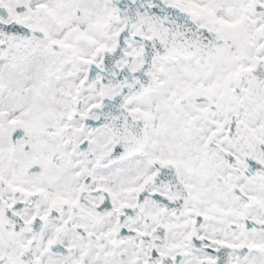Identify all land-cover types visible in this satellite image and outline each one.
<instances>
[{
    "label": "snow or ice",
    "instance_id": "snow-or-ice-1",
    "mask_svg": "<svg viewBox=\"0 0 264 264\" xmlns=\"http://www.w3.org/2000/svg\"><path fill=\"white\" fill-rule=\"evenodd\" d=\"M0 264H264V0H0Z\"/></svg>",
    "mask_w": 264,
    "mask_h": 264
}]
</instances>
